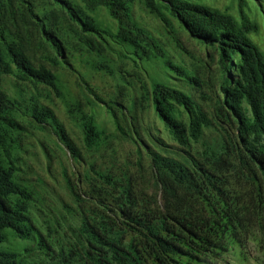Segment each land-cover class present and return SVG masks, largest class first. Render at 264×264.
<instances>
[{"label":"trees","instance_id":"obj_1","mask_svg":"<svg viewBox=\"0 0 264 264\" xmlns=\"http://www.w3.org/2000/svg\"><path fill=\"white\" fill-rule=\"evenodd\" d=\"M236 1L235 15L208 0H0V245L36 239L0 248V264H264V53L249 0ZM99 73L112 77L106 99ZM99 108L114 131L97 125ZM123 144L135 158L119 163ZM39 152L49 181L64 179L70 220L45 205ZM105 152L110 165L96 161ZM41 207L45 233L30 217Z\"/></svg>","mask_w":264,"mask_h":264},{"label":"rangeland","instance_id":"obj_2","mask_svg":"<svg viewBox=\"0 0 264 264\" xmlns=\"http://www.w3.org/2000/svg\"><path fill=\"white\" fill-rule=\"evenodd\" d=\"M209 4L212 7L219 8L223 11L227 10L230 13L237 14L238 13V8H239V3L236 0H208ZM249 5L250 8H245V12H247V15L251 19V21L256 22L259 31L256 34H253V41L258 45V47L261 49V51L264 53V0H249ZM138 15H141L143 20L146 22L148 28L152 31L153 34L157 35V32H161V26L160 23L155 20L153 17L148 15L147 13L144 12H138ZM181 42L183 45L190 50L195 56L199 57L200 59H205L206 54L209 52V48L207 45L199 42L198 40L191 38L188 34L182 33L181 36ZM167 41V40H166ZM171 43V42H170ZM166 51H168L172 57L174 58V61H178L180 59V54L177 53L174 50V44L171 43V45H167ZM128 65V64H127ZM128 67L131 69V67L128 65ZM147 78V76H144ZM92 85L96 88V93L97 95L101 97H105L106 93L111 91V87L113 86V81L112 77L108 75H103V73H99L98 75H95L91 79ZM92 100L95 102H98L96 98L92 97ZM56 105L54 107L55 111L58 114V117L60 120L63 122L65 129L67 131H79L77 127L71 122V120L67 117L66 112H65V104L64 102L60 101L59 99L56 100ZM99 103V102H98ZM110 117L106 116L105 113H100L97 115V122L98 123H104L107 127V131H114L112 123H110L109 120ZM44 136L41 135V139ZM80 144V141H78ZM120 150H123L124 152H127L130 147L127 145H122L119 146ZM65 160V165L68 168V170H71V167L73 165L72 162H68L65 159V155L62 156ZM36 159L40 162V164H44L45 160L42 157L41 153L39 152V155H37ZM60 167L59 163L53 165V170L56 172L55 174L58 176L59 170L56 169ZM44 175H48L46 177L47 181L51 177V175L46 171ZM61 179V178H60ZM58 190L60 191L61 194H65L66 191L61 189V187H58ZM9 235H11L10 230H8ZM12 236V235H11ZM3 245H0V248H5L7 249H15L19 250L23 245L30 247L32 246V240L28 239L26 240V244L22 243L20 241H14L13 239L10 241H6L2 243Z\"/></svg>","mask_w":264,"mask_h":264},{"label":"clouds","instance_id":"obj_3","mask_svg":"<svg viewBox=\"0 0 264 264\" xmlns=\"http://www.w3.org/2000/svg\"><path fill=\"white\" fill-rule=\"evenodd\" d=\"M138 12H141L142 13V11H141V9L138 7V6H136L135 7V18L139 21V22H141L146 28H147V24H146V22L143 20V18L141 17V15H138ZM144 13H147V12H144ZM148 14V13H147ZM149 15V14H148ZM151 16V15H150ZM152 17V16H151ZM178 84L179 85H182L181 83H179L178 82ZM85 95L84 94H81L80 95V99H83V98H85L84 97ZM103 98H105L106 99V97H103ZM65 104V103H64ZM53 109H54V106H53ZM82 109L85 111V112H87V113H90L91 111H90V108H89V106H84V107H82ZM55 110V109H54ZM56 112V111H55ZM65 112H66V107H65ZM100 113H105V115L106 116H108V117H110L109 115H108V113H107V111H106V109H97V111H96V121H97V115H99ZM56 114H57V112H56ZM66 115H67V117L71 120V122L76 126V124H75V120L73 119V118H70L69 117V115L66 113ZM57 116H58V114H57ZM59 118V117H58ZM59 120H60V118H59ZM109 120H110V123H112V120H111V118H109ZM145 120H146V118L145 119H139L138 120V122L139 123H144L145 122ZM61 121V120H60ZM62 122V121H61ZM49 124V123H48ZM62 124H63V122H62ZM47 125V124H46ZM50 125V124H49ZM49 125H47V127L50 129V130H48V131H50V133H54L53 132V128L51 127V126H49ZM64 125V124H63ZM97 125H99L101 128L102 127H104L106 130H107V127H106V125L104 124V123H98L97 122ZM112 125H113V123H112ZM77 127V126H76ZM64 128H65V126H64ZM113 128H114V125H113ZM159 128H162L160 125H159ZM77 129L79 130V127H77ZM67 131V130H66ZM69 132H71V131H69ZM108 132H110V131H108ZM40 136V138H41V135H42V133H40L39 134ZM45 135H47V134H45ZM42 136H44V134L42 135ZM48 139V138H47ZM73 139H74V142L75 143H77L78 144V146H82L83 144H82V141H81V137L80 136H74L73 137ZM50 139H48L47 140V142L49 141ZM78 141H80V144L78 143ZM50 142V141H49ZM124 145H127L128 147H130V149H128V151L127 152H124L123 150H120V148H119V145H118V153L116 154V160L117 161H119V163H120V161H122L123 159L125 160L126 158H130L131 160H132V158L134 159L135 158V155H134V151H133V147L131 146V145H129V144H124ZM117 146V145H116ZM122 147V146H121ZM43 157V156H42ZM132 157V158H131ZM44 158V157H43ZM65 159H66V161H68V162H72V159H71V157L70 156H66L65 157ZM44 160H45V158H44ZM97 163L98 164H100L102 161H104L105 163H107L108 165H110L111 164V161H112V157H111V155H110V153H107V152H105V157L103 158V159H101V158H97ZM73 163V162H72ZM36 166V165H35ZM45 167H47L46 166V160H45V163L44 164H40V162H39V165L37 164V166H36V169H37V171H39V174H44L46 171H47V168H45ZM65 167H66V165H65ZM73 167H74V164L72 165V167H71V170H68L69 172H71L72 170H73ZM67 168V167H66ZM68 169V168H67ZM45 172H44V171ZM43 171V172H42ZM120 171V170H119ZM119 171H117V172H119ZM48 172V171H47ZM48 175H46V177H47ZM61 178V179H60ZM47 181V180H46ZM48 182H49V186H48V188L50 189L49 191H48V189H47V191L46 190H42V193H43V197H45V199H46V202H45V205L47 206V207H50V206H52V207H58L59 209H60V215H59V217H57V218H62V216L63 215H65L64 217H65V219L66 220H70V218H71V215H72V213H70V212H65L63 209H62V203H65V202H67V203H71L72 202V198L70 199V194L67 192V188H66V185L64 184V179H63V177L62 176H58V178L57 179H55L53 182H50L49 180H48ZM58 187H61V189H63V190H65L66 191V193L65 194H61L60 193V191L58 190ZM145 194V193H144ZM44 199V200H45ZM158 199H159V202H160V204H161V194H159V196H158ZM32 213H31V215H30V217L34 220V222L36 221L37 223H35L36 224V226L39 228V229H42V232L43 233H45V230L43 229V221L44 220H46V219H50V216L48 215V213H47V208H44V207H41V209L39 210V211H36V209L35 210H32L31 211ZM12 235V234H11ZM37 237V236H36ZM31 240H32V246H30V248H32L34 245H35V240L36 239H34V238H30ZM18 240H20V239H18ZM23 243V242H22Z\"/></svg>","mask_w":264,"mask_h":264}]
</instances>
